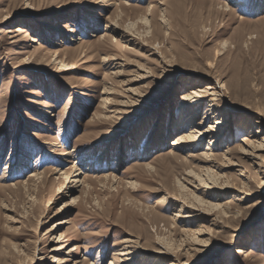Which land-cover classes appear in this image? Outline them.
Masks as SVG:
<instances>
[{
	"label": "rangeland",
	"instance_id": "374dc122",
	"mask_svg": "<svg viewBox=\"0 0 264 264\" xmlns=\"http://www.w3.org/2000/svg\"><path fill=\"white\" fill-rule=\"evenodd\" d=\"M258 138L264 0H0V264H264Z\"/></svg>",
	"mask_w": 264,
	"mask_h": 264
},
{
	"label": "bare ground",
	"instance_id": "6f19581e",
	"mask_svg": "<svg viewBox=\"0 0 264 264\" xmlns=\"http://www.w3.org/2000/svg\"><path fill=\"white\" fill-rule=\"evenodd\" d=\"M102 1L104 2V6H107V7L114 6V0H102ZM112 22L115 23L114 21H111V22H109V24H113ZM15 32L16 33H22L23 30H21L19 28ZM116 32H117V30H116ZM219 90H220V88L218 87V83H216V84L214 83V84H209L204 90L202 88H199V89H196L194 91H190L187 94H184L183 96H181V100L183 101V104L182 105H184V108L187 110L188 108L191 109V108H198V107H200L201 105H203L205 103V101L208 98H211L214 103L215 102H218V100L216 98L219 96L218 94H220V91ZM215 104L218 105V103H215ZM213 107L214 106H212L208 110V114H207V116L209 115L208 118H211V116L212 115L214 116L216 114V112H217L216 110L213 109ZM218 107H219V105H218ZM116 114H121V113L118 111V113H116ZM205 123L206 122H203L202 121L200 124H198V127H196L195 131H193V132L190 131L191 132L190 134H184L180 139H178L176 141V143H174V146H179L180 145V146H183L184 147L185 144H190L191 143L190 146L194 147L196 145V143H198V141L200 139H202V137H204L205 134H208V133L209 134H213L214 132L219 133L217 131H219L220 126H223L224 125L221 120H217L215 123H212V124L209 125V129L208 130H203L202 129V125L205 124ZM257 134H259V132ZM220 140H221V136H220V134H217L216 137H214L213 139L210 140V145L209 146H212L214 144H217ZM248 148L250 149L249 151L246 150V151H243V152L247 156L251 157L250 159H252V161L253 160L254 161H262L264 159V139L259 140V138H258V141H254V142L249 143L248 144ZM208 150L210 152L209 153H205L204 156H206L208 158L213 157V155H212V151L213 150L210 149V148H208L207 151ZM72 157H73V155H72L71 152L65 154L64 155V159H65L64 162H69V160ZM210 162H215V161L212 160ZM226 163L228 164L227 166H234V163L231 160H228ZM217 169H218V167H217ZM83 171L84 170L81 169V166L78 167V168L73 167L70 170L63 172L62 175L64 176L65 179H69L73 174L76 173L77 174V176H76L77 178L74 181V184L81 183V185H83V184L86 183V180H85L86 178H83L82 179ZM207 172L208 173H211L210 168H207ZM38 176L39 175L36 174V175L32 176V179L37 178ZM210 178H211V176H210ZM212 178L217 179V178H215V175H213ZM214 181H216V180H214ZM74 188L75 187H72V186H70L69 188H67L68 193H73L76 190ZM211 188L212 189H218L219 186H218V184H216V185L214 184L213 186H211ZM218 207L219 206L217 205L216 208H218ZM189 217L190 216H187V218H189ZM128 242L129 241H127L126 243H128ZM62 247L63 246H61L60 249ZM132 250H135V249L134 248H129V249H124L123 251H120L118 253L117 257L113 259L114 262H115L113 264H117V263L118 264H127V263H130V261L131 262H134L136 260V256L134 255L135 253ZM155 254H156V257H159V258L171 257L173 255V254L170 253V251H168L167 249H163V248H162V250H157ZM174 263L172 262V263H167V264H174Z\"/></svg>",
	"mask_w": 264,
	"mask_h": 264
}]
</instances>
